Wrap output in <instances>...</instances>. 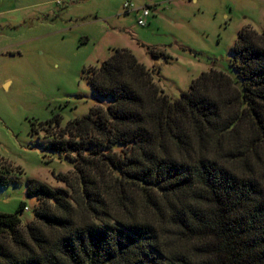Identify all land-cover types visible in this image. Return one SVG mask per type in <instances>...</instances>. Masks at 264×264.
Segmentation results:
<instances>
[{
  "label": "trees",
  "instance_id": "16d2710c",
  "mask_svg": "<svg viewBox=\"0 0 264 264\" xmlns=\"http://www.w3.org/2000/svg\"><path fill=\"white\" fill-rule=\"evenodd\" d=\"M231 53L234 77L202 73L177 100L127 50L94 68L110 103L41 124L73 170L53 174L64 189L27 182L31 223L23 203L0 214V264H264V30Z\"/></svg>",
  "mask_w": 264,
  "mask_h": 264
},
{
  "label": "rangeland",
  "instance_id": "374dc122",
  "mask_svg": "<svg viewBox=\"0 0 264 264\" xmlns=\"http://www.w3.org/2000/svg\"><path fill=\"white\" fill-rule=\"evenodd\" d=\"M244 29L262 33L264 0H0V177L12 178L0 186V214L23 203L21 226L34 220L29 180L65 188L53 174L73 163L51 151L41 124L59 118L64 127L105 108L110 99L93 94L89 77L115 50L129 51L177 100L202 73L234 77L231 48Z\"/></svg>",
  "mask_w": 264,
  "mask_h": 264
},
{
  "label": "built area",
  "instance_id": "2783aa9c",
  "mask_svg": "<svg viewBox=\"0 0 264 264\" xmlns=\"http://www.w3.org/2000/svg\"><path fill=\"white\" fill-rule=\"evenodd\" d=\"M124 10L127 11V12H130L132 10H135V11H138L136 8H134V6L130 3H125L124 6H123ZM149 13L147 10H142V18H146L148 17ZM138 25L140 26H145V21L143 19H139L138 20Z\"/></svg>",
  "mask_w": 264,
  "mask_h": 264
}]
</instances>
